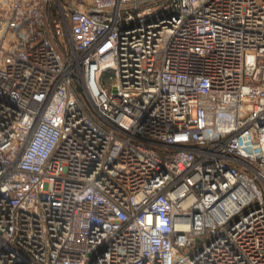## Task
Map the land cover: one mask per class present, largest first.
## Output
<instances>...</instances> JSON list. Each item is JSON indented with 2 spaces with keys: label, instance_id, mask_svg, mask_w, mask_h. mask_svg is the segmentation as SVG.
<instances>
[{
  "label": "built area",
  "instance_id": "built-area-1",
  "mask_svg": "<svg viewBox=\"0 0 264 264\" xmlns=\"http://www.w3.org/2000/svg\"><path fill=\"white\" fill-rule=\"evenodd\" d=\"M0 264H264V0H0Z\"/></svg>",
  "mask_w": 264,
  "mask_h": 264
},
{
  "label": "water",
  "instance_id": "water-1",
  "mask_svg": "<svg viewBox=\"0 0 264 264\" xmlns=\"http://www.w3.org/2000/svg\"><path fill=\"white\" fill-rule=\"evenodd\" d=\"M63 3H65V0H61ZM69 10L73 11L74 9L72 7L69 8ZM46 19H47V22L49 21L48 19V7L46 9ZM78 90H80V87H78Z\"/></svg>",
  "mask_w": 264,
  "mask_h": 264
},
{
  "label": "crops",
  "instance_id": "crops-1",
  "mask_svg": "<svg viewBox=\"0 0 264 264\" xmlns=\"http://www.w3.org/2000/svg\"><path fill=\"white\" fill-rule=\"evenodd\" d=\"M92 2V0H89V1H85L84 3L87 5V4H90Z\"/></svg>",
  "mask_w": 264,
  "mask_h": 264
},
{
  "label": "rangeland",
  "instance_id": "rangeland-1",
  "mask_svg": "<svg viewBox=\"0 0 264 264\" xmlns=\"http://www.w3.org/2000/svg\"><path fill=\"white\" fill-rule=\"evenodd\" d=\"M76 1L84 3L85 1H89V0H76Z\"/></svg>",
  "mask_w": 264,
  "mask_h": 264
}]
</instances>
